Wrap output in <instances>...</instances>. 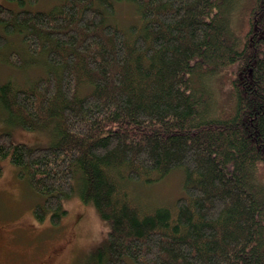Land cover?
Masks as SVG:
<instances>
[{
  "label": "trees",
  "instance_id": "trees-1",
  "mask_svg": "<svg viewBox=\"0 0 264 264\" xmlns=\"http://www.w3.org/2000/svg\"><path fill=\"white\" fill-rule=\"evenodd\" d=\"M12 1L0 50L20 44L45 72L0 83V118L55 140L1 131L0 161L41 194L36 219L59 224L77 194L91 204L111 228L89 264H264V0ZM18 51L6 61L21 68ZM176 168L174 205L131 198L127 183Z\"/></svg>",
  "mask_w": 264,
  "mask_h": 264
},
{
  "label": "rangeland",
  "instance_id": "rangeland-1",
  "mask_svg": "<svg viewBox=\"0 0 264 264\" xmlns=\"http://www.w3.org/2000/svg\"><path fill=\"white\" fill-rule=\"evenodd\" d=\"M0 2L14 9L21 7L12 0ZM54 3L55 0H26L25 7L49 9ZM134 12V5L123 3L118 7L116 18L127 24L136 19ZM14 40L20 42V39ZM21 47L14 44L9 50H0V83L13 80L26 84L45 72L41 66L30 67L38 58L27 55ZM16 49L19 60L24 63L21 68L6 61L7 54ZM1 131L11 132L14 141L31 145H48L55 140L53 128L49 126L27 129L0 118ZM0 165V264H89L95 252L107 244L110 223L78 194L63 200L67 213L59 224L50 221V214L45 221H38L34 206L42 200L41 194L20 178L19 168L9 159L1 160ZM184 174L182 168H176L158 182H130L126 186L131 198L141 206L174 205L177 197L184 193Z\"/></svg>",
  "mask_w": 264,
  "mask_h": 264
}]
</instances>
